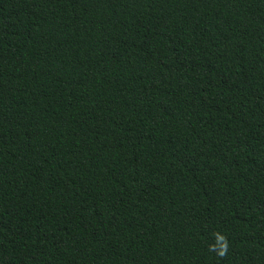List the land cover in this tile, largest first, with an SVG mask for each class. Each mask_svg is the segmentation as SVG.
<instances>
[{
  "label": "trees",
  "instance_id": "16d2710c",
  "mask_svg": "<svg viewBox=\"0 0 264 264\" xmlns=\"http://www.w3.org/2000/svg\"><path fill=\"white\" fill-rule=\"evenodd\" d=\"M0 264H264V0H0Z\"/></svg>",
  "mask_w": 264,
  "mask_h": 264
}]
</instances>
